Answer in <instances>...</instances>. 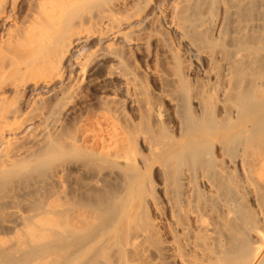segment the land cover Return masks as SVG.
<instances>
[{"label":"bare ground","instance_id":"obj_1","mask_svg":"<svg viewBox=\"0 0 264 264\" xmlns=\"http://www.w3.org/2000/svg\"><path fill=\"white\" fill-rule=\"evenodd\" d=\"M0 264H264V0H0Z\"/></svg>","mask_w":264,"mask_h":264}]
</instances>
